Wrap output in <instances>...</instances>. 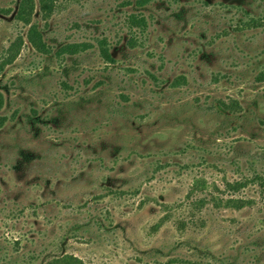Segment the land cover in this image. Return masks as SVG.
<instances>
[{
  "label": "rangeland",
  "instance_id": "obj_1",
  "mask_svg": "<svg viewBox=\"0 0 264 264\" xmlns=\"http://www.w3.org/2000/svg\"><path fill=\"white\" fill-rule=\"evenodd\" d=\"M19 1L0 0V63L23 40L0 69V264H264V190L226 188L264 174V25L246 23L264 0H60L47 19L34 0L48 44H92L63 59L29 44ZM137 10L142 33L127 23ZM95 91L64 125L25 122Z\"/></svg>",
  "mask_w": 264,
  "mask_h": 264
},
{
  "label": "trees",
  "instance_id": "obj_2",
  "mask_svg": "<svg viewBox=\"0 0 264 264\" xmlns=\"http://www.w3.org/2000/svg\"><path fill=\"white\" fill-rule=\"evenodd\" d=\"M60 0H37V6L39 11L42 14L43 19H47L51 16L54 12L58 2ZM158 0H134L132 3L138 8H144L147 5L156 2ZM36 3L34 0H20L17 5V9L15 12V18L22 22L24 25H28L27 30V40L29 44L35 49L36 52L40 53L44 56H54L57 59H63L65 56H75L82 52H85L87 49L92 47L91 43L88 42H68L59 44L56 47L48 44L44 38L43 32L40 30L37 23L32 22V17L35 13ZM136 13H130L127 17L128 27L132 30V28H136L139 30L140 33L144 32L147 27V19L145 15L137 10ZM248 25L252 26H261L264 25V15L260 18L250 17L247 22ZM23 40L18 39L17 41L13 42L9 49V56L6 57L4 61L0 63V69L3 68L6 64L12 63L15 59L16 55L19 52L20 46L22 45ZM128 44L132 45L135 44L133 37H130L128 40ZM97 46L99 50V55L102 60L106 63H114L115 59L110 51V45L106 38L98 39ZM42 71L39 73L40 75L43 74ZM39 75V76H40ZM153 78H155L153 76ZM156 79V78H155ZM184 82V77L179 76L172 81V85L178 86ZM98 84H104V81H98ZM62 86L64 88H71L66 81L62 82ZM97 92V91H95ZM92 93L90 96H78L76 98L66 99V101L62 100H55L51 103H45L44 111L40 112L39 109L35 107H31L28 114H26L25 122L29 125L31 129L39 130L41 129L42 125L45 126H61L65 124V119L67 118L71 108L79 107V104L82 102H87L92 98L97 97L99 94L103 93L102 91L97 93ZM122 99H127V96L124 94H120ZM4 103V95L0 92V109L2 108ZM223 106L227 107V105L222 102ZM232 107L234 108L237 105L235 101L231 103ZM65 111V112H64ZM6 121L5 116L0 115V126L4 124ZM249 184H255L258 186L260 190H264V174L261 173H254L250 177H247L243 180H237L233 182H227L226 188L230 192H237L242 188L246 187ZM249 203V201H245L238 197L229 196L225 199H220V204L225 205L231 208H241L244 204ZM199 205L203 204V201L200 200L198 202ZM40 264H83V262L72 255H58L53 256L52 258L41 262Z\"/></svg>",
  "mask_w": 264,
  "mask_h": 264
}]
</instances>
